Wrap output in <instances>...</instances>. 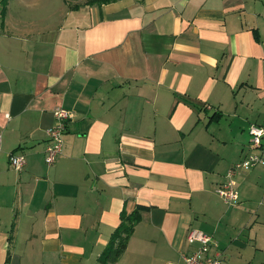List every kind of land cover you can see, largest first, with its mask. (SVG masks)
<instances>
[{"label":"crops","instance_id":"0c3cea01","mask_svg":"<svg viewBox=\"0 0 264 264\" xmlns=\"http://www.w3.org/2000/svg\"><path fill=\"white\" fill-rule=\"evenodd\" d=\"M88 1L0 12V264H101L136 210L114 264L180 262L192 228L243 256L244 226L250 264H264L261 213L248 211L264 205V167L236 176L235 206L216 192L253 153L249 127H264V0ZM58 107L74 119L49 167Z\"/></svg>","mask_w":264,"mask_h":264},{"label":"built area","instance_id":"2783aa9c","mask_svg":"<svg viewBox=\"0 0 264 264\" xmlns=\"http://www.w3.org/2000/svg\"><path fill=\"white\" fill-rule=\"evenodd\" d=\"M55 124L47 131L48 144L46 147L45 163L53 166L63 155L68 125L74 119V113L64 107L54 110ZM251 137L250 145L253 153L234 164L227 173V181L217 188V194L229 206H235L239 202L238 185L235 180L241 172L251 171L257 166L264 167V127L251 125L249 127ZM3 134L0 132V152L2 151ZM11 167L18 172L24 170L27 160L23 154L11 153L9 155ZM188 244L194 249L189 253H183L180 262L168 264H226L223 258L219 242L214 236L202 230L192 228L187 236Z\"/></svg>","mask_w":264,"mask_h":264},{"label":"trees","instance_id":"16d2710c","mask_svg":"<svg viewBox=\"0 0 264 264\" xmlns=\"http://www.w3.org/2000/svg\"><path fill=\"white\" fill-rule=\"evenodd\" d=\"M9 1L10 0L1 1V14L5 13ZM116 1L118 0H89L86 4L91 6H102ZM256 37H258L257 34ZM140 220L141 217L138 210L131 214H127L126 212L121 214V224L112 234L108 246L100 257L99 261L101 264H114L120 260L127 248L128 241Z\"/></svg>","mask_w":264,"mask_h":264},{"label":"rangeland","instance_id":"374dc122","mask_svg":"<svg viewBox=\"0 0 264 264\" xmlns=\"http://www.w3.org/2000/svg\"><path fill=\"white\" fill-rule=\"evenodd\" d=\"M0 3H1V0H0ZM262 197L263 196H259L258 198H256L254 200V203L249 206L250 209L248 210L251 212L261 213L262 221L260 223H257V225L255 226V231L258 232L259 237L261 238L260 241H262V236L264 235L263 234V232H264V211H261V210H264V205L259 206V202L262 201ZM246 222H248V221H246ZM236 228H238V234L241 232V230L244 231L243 235H239V236H241V240L245 241L246 243H249V248H248L247 252L245 254H243V256H241V254L239 255V252L242 250L233 248L231 251H227V254L223 253V257L226 259V255H227V258H228L230 264H250V262L254 261L255 254L259 253V251H257L255 248V244H256L255 242L256 241H255V238L253 237L254 234L251 233V235H250L251 239L254 238V240L250 241L249 232H248L249 230H245V226H244V228L243 227H236ZM258 256L261 259H264V253L260 254Z\"/></svg>","mask_w":264,"mask_h":264}]
</instances>
